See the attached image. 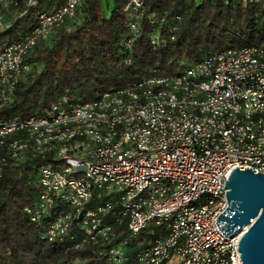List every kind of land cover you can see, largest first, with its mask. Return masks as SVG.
<instances>
[{"label":"built area","instance_id":"1","mask_svg":"<svg viewBox=\"0 0 264 264\" xmlns=\"http://www.w3.org/2000/svg\"><path fill=\"white\" fill-rule=\"evenodd\" d=\"M43 1L51 4L31 30L0 46V180L25 164L35 172L38 199L24 208L30 222L47 242L87 248L110 264H242L238 244L249 226L228 238L216 219L229 206L223 188L234 168L264 175V49L208 51L172 75L6 118L31 69L27 56L87 0ZM240 1L259 4L264 18V0ZM38 5L0 0V32ZM124 11L129 49L143 1L128 0ZM179 21L150 15V45L163 44Z\"/></svg>","mask_w":264,"mask_h":264},{"label":"trees","instance_id":"2","mask_svg":"<svg viewBox=\"0 0 264 264\" xmlns=\"http://www.w3.org/2000/svg\"><path fill=\"white\" fill-rule=\"evenodd\" d=\"M127 1L114 0L110 7L108 2L87 0L75 18L54 29L50 38L27 56L31 69L2 114L6 118L41 115L62 98L88 102L152 74L172 75L201 61L208 51L249 46L264 49L262 7L240 0H142L140 35L128 49ZM50 4L39 0L26 16L11 18L0 32V46L27 34L35 24V14ZM152 14L165 16L167 23L180 18L175 23L177 30L172 34L165 31L163 44L155 47L149 43L151 30L146 22ZM38 195L36 174L28 164L3 174L0 264H71L76 259L84 264H110L88 255L87 248L73 251L64 242H47L44 229L31 223L24 212Z\"/></svg>","mask_w":264,"mask_h":264},{"label":"water","instance_id":"3","mask_svg":"<svg viewBox=\"0 0 264 264\" xmlns=\"http://www.w3.org/2000/svg\"><path fill=\"white\" fill-rule=\"evenodd\" d=\"M227 179L223 189L229 206L216 225L228 238L249 226L239 240V258L242 264H264V175L236 167Z\"/></svg>","mask_w":264,"mask_h":264},{"label":"rangeland","instance_id":"4","mask_svg":"<svg viewBox=\"0 0 264 264\" xmlns=\"http://www.w3.org/2000/svg\"><path fill=\"white\" fill-rule=\"evenodd\" d=\"M113 1L114 0H101V3L102 4H106V2H108L109 3V6L112 7L113 6Z\"/></svg>","mask_w":264,"mask_h":264}]
</instances>
